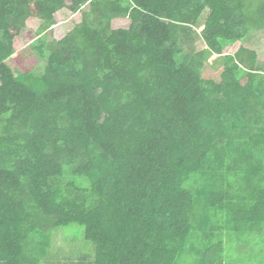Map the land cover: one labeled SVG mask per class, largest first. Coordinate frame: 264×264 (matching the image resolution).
I'll return each mask as SVG.
<instances>
[{
    "label": "trees",
    "instance_id": "1",
    "mask_svg": "<svg viewBox=\"0 0 264 264\" xmlns=\"http://www.w3.org/2000/svg\"><path fill=\"white\" fill-rule=\"evenodd\" d=\"M30 18L41 75L14 50ZM261 30L264 0H0V264H42L72 225L88 264H226L225 233L264 236Z\"/></svg>",
    "mask_w": 264,
    "mask_h": 264
},
{
    "label": "rangeland",
    "instance_id": "2",
    "mask_svg": "<svg viewBox=\"0 0 264 264\" xmlns=\"http://www.w3.org/2000/svg\"><path fill=\"white\" fill-rule=\"evenodd\" d=\"M81 21L80 14H72L68 10H62L56 16V25L48 35L55 41L62 39L76 24ZM41 21L30 18L26 22V28L14 42L15 54L24 58V65L34 72L41 75L45 66L29 50V45L37 39L36 31ZM130 21L128 19H116L112 22L113 29H128ZM199 29V31H201ZM239 44L225 50L226 55H233L239 48ZM245 48L253 50L258 55L260 62L264 61V30L251 33L243 43ZM197 52L206 49L202 41L195 45ZM218 57L209 58L203 70V77L206 79L219 80L221 67L220 64H211ZM10 67L16 75L20 74V69L16 63L10 59ZM222 241L224 243V260L226 264H264V236L250 234L238 237L235 234L225 233ZM94 258L93 246L83 237L82 227L72 225L67 228H60L54 231L53 247L49 252L48 258L42 264L61 263V264H88ZM183 264H194V259L186 257Z\"/></svg>",
    "mask_w": 264,
    "mask_h": 264
}]
</instances>
